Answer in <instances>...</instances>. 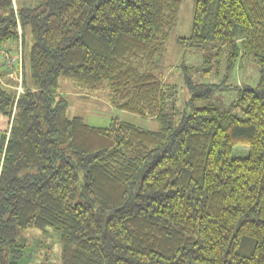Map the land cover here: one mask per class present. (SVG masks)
<instances>
[{
	"label": "trees",
	"instance_id": "1",
	"mask_svg": "<svg viewBox=\"0 0 264 264\" xmlns=\"http://www.w3.org/2000/svg\"><path fill=\"white\" fill-rule=\"evenodd\" d=\"M193 2L179 45L227 73L248 52L257 64L242 117L193 106L219 85L187 72L186 108L166 102L156 61L182 0H0V46L31 39L23 92L0 84V264H28L27 229L54 233L59 264H264V0ZM61 78L159 128L68 117Z\"/></svg>",
	"mask_w": 264,
	"mask_h": 264
},
{
	"label": "rangeland",
	"instance_id": "2",
	"mask_svg": "<svg viewBox=\"0 0 264 264\" xmlns=\"http://www.w3.org/2000/svg\"><path fill=\"white\" fill-rule=\"evenodd\" d=\"M38 1L13 0V3L14 8H19ZM193 7V0H182L178 10L176 26L169 33L164 52L156 61L158 66L156 75L162 82L163 89L166 92V102L168 104L170 102L174 103L176 110L186 108L185 106L191 98V93H189L190 91L184 81V75L187 72L194 84L219 85L212 90L209 98H199L193 103V106L212 105L221 111L229 110L242 117L241 110H235L232 107L242 86L255 87L257 85L259 80L257 64L253 61L252 54L248 52L237 62L234 69L227 73L226 60L224 58L221 57V59L218 56H214L208 51L205 53H192L189 49L179 45L177 43L179 38H188L191 34ZM14 42V40H9L5 44H14ZM30 46L31 39L27 37L25 47L27 50L25 54L26 65L29 62L28 53ZM182 65L187 69H183ZM6 82L8 83L6 77H0L2 85ZM12 82L9 80V84H12ZM58 94L65 98L68 103V117H81L90 126L107 128L113 119H117L146 130L155 131L159 128L158 122L154 119L142 118L114 107L111 104L108 93L105 91L98 93L85 92L71 80L61 78L59 80ZM187 108L190 111L191 107L187 106ZM2 117L0 115V120L6 122L7 118L3 117L2 120ZM233 156L235 158H243L247 156V152H245L244 148L238 147L234 149ZM44 234L41 230L27 229L17 238V243H24L31 248L29 250L31 255L28 264H59L60 249L57 238L52 231H48L46 235Z\"/></svg>",
	"mask_w": 264,
	"mask_h": 264
},
{
	"label": "built area",
	"instance_id": "3",
	"mask_svg": "<svg viewBox=\"0 0 264 264\" xmlns=\"http://www.w3.org/2000/svg\"><path fill=\"white\" fill-rule=\"evenodd\" d=\"M19 31V28H18ZM18 34H20L18 32ZM21 48V37H19L18 50L15 54H10L6 49H0V59L3 60L4 67L7 71L9 80L15 84L16 95L18 96L23 92L22 87V69H23V56Z\"/></svg>",
	"mask_w": 264,
	"mask_h": 264
},
{
	"label": "crops",
	"instance_id": "4",
	"mask_svg": "<svg viewBox=\"0 0 264 264\" xmlns=\"http://www.w3.org/2000/svg\"><path fill=\"white\" fill-rule=\"evenodd\" d=\"M19 33H20V29H19V31H18ZM19 37H21L20 36V34H18V39L16 40V42H14V44H3V45H1L0 46V49H6L10 54H15L16 53V51L18 50V45H19ZM21 42H22V40H21ZM21 48H22V56H23V65L25 64V54H26V51L27 50H25V52H24V48H23V44H21ZM0 77L1 78H7L8 79V83L6 82V83H4L3 85H2V83H0L3 87H6V88H10V89H12V90H14L15 91V84L14 83H12V84H9V78H8V76H7V71H6V69H5V67H4V64H3V60H1L0 59ZM16 92V91H15ZM2 120H3V117H2ZM3 124V125H2ZM4 124H5V121L3 120V122L0 120V131L2 132V130H3V128H4ZM2 128V129H1ZM1 134V133H0Z\"/></svg>",
	"mask_w": 264,
	"mask_h": 264
}]
</instances>
